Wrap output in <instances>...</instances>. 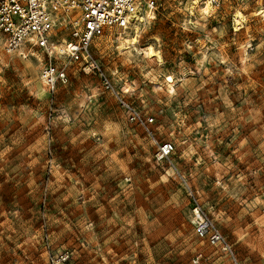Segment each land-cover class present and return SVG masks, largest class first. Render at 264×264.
Returning <instances> with one entry per match:
<instances>
[{
	"label": "rangeland",
	"instance_id": "374dc122",
	"mask_svg": "<svg viewBox=\"0 0 264 264\" xmlns=\"http://www.w3.org/2000/svg\"><path fill=\"white\" fill-rule=\"evenodd\" d=\"M201 2L155 0L90 44L148 128L84 59L51 93L41 50L0 41V264H234L198 237L189 187L239 264H264V18Z\"/></svg>",
	"mask_w": 264,
	"mask_h": 264
},
{
	"label": "built area",
	"instance_id": "2783aa9c",
	"mask_svg": "<svg viewBox=\"0 0 264 264\" xmlns=\"http://www.w3.org/2000/svg\"><path fill=\"white\" fill-rule=\"evenodd\" d=\"M258 13L264 18V0ZM155 0H0V37L7 52L34 55L40 49L45 56L41 77L49 92L68 82V68L84 59L86 67L99 78L101 85L113 91L133 119L148 128V122L115 88L89 47L94 37L113 26L124 27L137 15L151 12ZM78 13V14H75ZM65 30V34L62 32ZM26 52V53H24ZM152 135L149 129H146ZM174 147L171 142L158 143L155 157L158 162L169 160ZM191 216L198 237L207 239L227 253L234 264L239 261L222 232L205 214L198 197L188 189Z\"/></svg>",
	"mask_w": 264,
	"mask_h": 264
},
{
	"label": "bare ground",
	"instance_id": "6f19581e",
	"mask_svg": "<svg viewBox=\"0 0 264 264\" xmlns=\"http://www.w3.org/2000/svg\"><path fill=\"white\" fill-rule=\"evenodd\" d=\"M201 1H203V2L198 3L197 6L198 5L201 6V10L203 11L204 14L210 13L211 9L214 7V4H213L214 0H201ZM259 10L261 11V13H264V10H262L261 8ZM148 14H149L147 16L148 18L154 17L152 11ZM140 18L142 21L144 20V18L146 19V17H141V16H140ZM244 18H245V16L241 11L235 12L234 20H235V29L236 30L240 29V27L242 26V22L244 21ZM0 41L4 47V41H5L4 38L0 37ZM143 50H144V53H145L147 58L152 59V60L156 59L158 61H162V57H161L159 51L153 46V44H148ZM9 53H13V52H9ZM24 53H26V52H24ZM167 80L169 82H173V77L171 75H169L167 77Z\"/></svg>",
	"mask_w": 264,
	"mask_h": 264
}]
</instances>
